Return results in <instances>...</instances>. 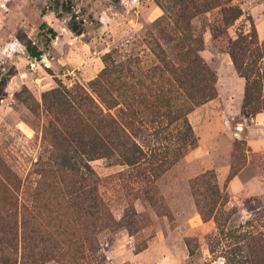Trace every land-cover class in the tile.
<instances>
[{"label":"rangeland","instance_id":"rangeland-1","mask_svg":"<svg viewBox=\"0 0 264 264\" xmlns=\"http://www.w3.org/2000/svg\"><path fill=\"white\" fill-rule=\"evenodd\" d=\"M3 79L0 264H264V0H0Z\"/></svg>","mask_w":264,"mask_h":264},{"label":"trees","instance_id":"trees-1","mask_svg":"<svg viewBox=\"0 0 264 264\" xmlns=\"http://www.w3.org/2000/svg\"><path fill=\"white\" fill-rule=\"evenodd\" d=\"M238 10L233 8V7H228L224 10H222V19H221V24L224 26L229 25L232 21H235L238 18ZM45 24H42L41 27H44ZM70 28L72 29L73 32L78 33L79 31L76 30L75 26L73 24H70ZM43 29V28H42ZM46 33L49 35V39H54L56 36V33L53 29L47 28ZM25 48L28 53V55L34 59H39L43 53L42 50H39L37 46L29 41L25 42ZM7 83L6 80H1L0 84L5 85Z\"/></svg>","mask_w":264,"mask_h":264}]
</instances>
